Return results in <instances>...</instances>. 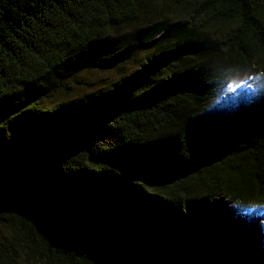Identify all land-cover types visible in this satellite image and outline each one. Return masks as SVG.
Wrapping results in <instances>:
<instances>
[{
  "label": "trees",
  "instance_id": "1",
  "mask_svg": "<svg viewBox=\"0 0 264 264\" xmlns=\"http://www.w3.org/2000/svg\"><path fill=\"white\" fill-rule=\"evenodd\" d=\"M222 62L264 68V0H0V264H250L225 205L264 198V116H210Z\"/></svg>",
  "mask_w": 264,
  "mask_h": 264
},
{
  "label": "rangeland",
  "instance_id": "2",
  "mask_svg": "<svg viewBox=\"0 0 264 264\" xmlns=\"http://www.w3.org/2000/svg\"><path fill=\"white\" fill-rule=\"evenodd\" d=\"M214 30H206L199 33L195 41L207 42L214 46ZM140 63L133 60L120 71L103 67L100 69L84 70L68 78L62 86L54 90L52 102L59 103L80 99L88 94L100 92L110 87L123 77H126L138 69ZM216 63L214 64V66ZM230 75H229V74ZM224 75V76H222ZM223 80L217 83L215 80L205 108L215 121H225L230 116L239 113L249 118H262L264 116V68L255 66H231L221 63L218 74ZM225 211L228 214L230 224L237 229L238 235L251 238L250 251L253 253L250 264H264L259 258L258 250L264 247V237L255 235L256 226L264 225V198L261 201L242 204L232 199H226ZM2 225L0 237L6 239L8 230ZM264 255V254H262Z\"/></svg>",
  "mask_w": 264,
  "mask_h": 264
},
{
  "label": "bare ground",
  "instance_id": "3",
  "mask_svg": "<svg viewBox=\"0 0 264 264\" xmlns=\"http://www.w3.org/2000/svg\"><path fill=\"white\" fill-rule=\"evenodd\" d=\"M262 218H264V212H263V214H262ZM254 233H256L255 235L257 236H259V238H262V237H264V225H261V226H256V228H255V232ZM258 252V256H259V258H261V260H262V262H263V259H264V255H262V254H264V247L263 248H261L260 250H258L257 251Z\"/></svg>",
  "mask_w": 264,
  "mask_h": 264
}]
</instances>
